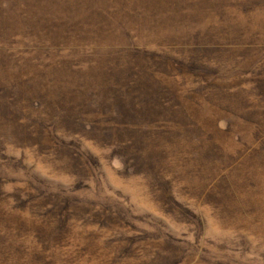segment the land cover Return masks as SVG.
Here are the masks:
<instances>
[{"label":"rangeland","instance_id":"rangeland-1","mask_svg":"<svg viewBox=\"0 0 264 264\" xmlns=\"http://www.w3.org/2000/svg\"><path fill=\"white\" fill-rule=\"evenodd\" d=\"M0 264H264V0H0Z\"/></svg>","mask_w":264,"mask_h":264},{"label":"trees","instance_id":"trees-1","mask_svg":"<svg viewBox=\"0 0 264 264\" xmlns=\"http://www.w3.org/2000/svg\"><path fill=\"white\" fill-rule=\"evenodd\" d=\"M121 93H122V95H123V92H121ZM130 93H131V92H130ZM131 110H134V107H133V108H131ZM125 113H126V112H125ZM119 114H120V113H119ZM123 115H125V114H124V113H122V116H123ZM127 115H128V116H130V113H126V116H127ZM119 116H120V115H119ZM130 124H133V123H130Z\"/></svg>","mask_w":264,"mask_h":264}]
</instances>
